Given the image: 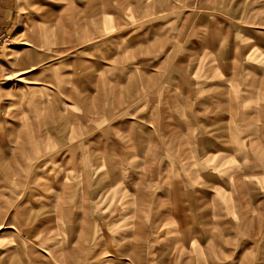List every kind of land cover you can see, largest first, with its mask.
I'll list each match as a JSON object with an SVG mask.
<instances>
[{
	"label": "rangeland",
	"instance_id": "rangeland-1",
	"mask_svg": "<svg viewBox=\"0 0 264 264\" xmlns=\"http://www.w3.org/2000/svg\"><path fill=\"white\" fill-rule=\"evenodd\" d=\"M12 1L0 264H75L66 253L86 225L99 238L81 264H264V0H109L99 12L107 0ZM86 159L93 177L121 169V193L112 185L98 211ZM65 197L73 212L56 214ZM135 218L136 252L114 228Z\"/></svg>",
	"mask_w": 264,
	"mask_h": 264
},
{
	"label": "bare ground",
	"instance_id": "bare-ground-1",
	"mask_svg": "<svg viewBox=\"0 0 264 264\" xmlns=\"http://www.w3.org/2000/svg\"><path fill=\"white\" fill-rule=\"evenodd\" d=\"M158 1V0H157ZM105 2V1H104ZM108 2H109V0L108 1H106L105 2V4H103L102 5V8H104L105 7V9L107 8V7H111V5L110 4H108ZM154 3V2H153ZM158 4V3H157ZM102 8H100V7H98V9H96V10H94L93 8H92V6H91V12H99ZM62 37H63V39H66V36L65 35H62ZM25 44H28L27 43V41H23ZM31 68H33V67H31V66H25L24 68H20V70L21 71H26V70H29V69H31ZM29 82H34V83H36L35 81H29ZM90 121V120H89ZM91 122V121H90ZM32 129V128H31ZM28 131V130H27ZM30 131V130H29ZM32 135H34V134H32ZM76 135V134H75ZM29 136V135H28ZM46 137H44V139H45ZM36 141V140H35ZM53 141V140H52ZM46 142V141H45ZM52 144V143H51ZM100 156H101V154L100 153H98ZM28 157V156H27ZM92 157V156H91ZM90 157V158H91ZM102 158H104L105 157V155H103V156H101ZM79 160H80V158H79ZM100 160H101V158H100ZM88 160L86 159V160H84L83 161V166H81V169L83 170V176H84V182H86V184L89 186V185H92L93 186V188H92V190H91V192H90V197H94V201H100L101 203H103L104 201H108L109 199L107 198V196H106V194H108V193H110L111 191H110V188L112 187V185H113V183H114V180L115 179H109V178H107V181L106 180H104L105 182H101L100 184H101V186H99V188L97 187L98 186V183H97V181L99 180V179H101V178H104V177H107L108 175L106 174V171L107 170H105L104 172H99L98 174L96 173L95 175L96 176H92L93 175V173H95L96 171H97V168H98V166L99 165H96V167H95V169H94V171H91L92 169H90V168H88L87 166H88V162H87ZM91 161V160H90ZM98 161V160H97ZM97 161L95 160V163H97ZM116 162V161H115ZM81 165V164H80ZM101 165H103V164H101ZM67 166H68V164H67ZM102 167V166H101ZM99 171H100V169H99ZM82 173V172H81ZM117 176H120L121 175V169H119L118 170V173L116 174ZM92 176V177H91ZM146 178H147V180L149 181V183L151 182V181H154V179H152V177H151V175L150 176H146ZM113 180V181H112ZM156 181H158V178L157 179H155ZM98 182H100V180L98 181ZM97 183V184H96ZM153 183V182H152ZM115 184H117V187H116V189H114V190H112V192H116V193H121V191H122V185H121V182H117V183H115ZM151 184V183H150ZM68 185H69V187H72L71 186V184L70 183H68ZM97 185V186H96ZM152 185V184H151ZM96 186V187H95ZM65 187V186H64ZM86 188V187H85ZM97 188H98V190H97ZM144 190H141L140 191V193H139V195L137 196L138 198H140V199H142V200H144V201H146V198H147V194H146V192H143ZM71 192H73V190L71 189ZM120 195V194H119ZM118 195V196H119ZM88 196V195H87ZM75 203V198L74 197H71V198H67V197H65V198H63L62 200H61V202L60 203H58V208H57V210H56V214L57 213H59V212H62L63 214H65V213H67V211H68V209H69V212H73V208H74V206H73V204L72 203ZM120 202H121V200H120ZM188 202V201H187ZM94 203V202H93ZM140 204H141V207L142 208H144L145 206L143 205L144 203L141 201L140 202ZM96 205V204H95ZM150 205V204H149ZM63 206V207H62ZM66 206H67V208H66ZM100 205H97V207H99ZM109 209V208H108ZM59 210H61V211H59ZM67 210V211H66ZM98 210H100V209H98ZM87 212H89L88 210H86ZM102 211H104V210H102ZM108 211V210H107ZM138 211V210H137ZM99 214H100V212H98ZM102 214H103V212H102ZM101 214V215H102ZM140 214V213H139ZM101 215H97V216H95V218L96 217H98V218H100L101 217ZM102 218V217H101ZM135 220H136V222H135V224L134 225H132V238H131V241H130V243H132V245H133V251L134 252H136L137 251V249L139 248V246H140V243L142 242V237L144 236L143 234H140V233H143L144 231H143V223L141 222V221H139V219H136L135 218ZM87 221H88V219H87ZM7 224V223H6ZM171 224V223H170ZM118 225V224H117ZM2 226H4L5 227V223H1L0 224V228L2 227ZM7 227H9V228H11V224H7L6 225ZM90 227V226H89ZM119 226H115L114 228L116 229V232H115V234H120L123 238H124V236H125V232H122V228H121V226L118 228ZM68 228V227H67ZM113 228V229H114ZM176 228V227H175ZM179 228V227H178ZM89 229V230H88ZM89 231H90V228H88V225H86L84 228H83V234L82 235H79L76 239H75V247H74V249H71V250H69L67 253H66V257H67V259H68V261H74L73 263H75V264H80L81 263V261L83 260V258H84V255H87L88 253L89 254H91V253H93L92 251H88V249H87V247H86V242H87V244H90L91 246L92 245H95L96 244V241L98 240V234H97V232H95L94 231V233L93 234H91V235H89ZM165 231V230H164ZM110 232H111V230H110ZM123 233V234H122ZM105 234H106V232H105ZM44 235V234H43ZM75 235H77V234H75ZM74 235V236H75ZM113 235V234H112ZM68 236V235H67ZM108 236H109V234H108ZM120 236V237H121ZM107 238V237H106ZM114 239V238H113ZM103 240V239H102ZM39 241V240H38ZM108 241V240H107ZM110 242V241H109ZM103 242H101V244H102ZM114 243V242H113ZM106 245V244H105ZM112 245V244H111ZM130 245V244H129ZM109 246V245H108ZM111 246H109V248H110ZM122 247V246H121ZM112 248V247H111ZM171 248V247H170ZM114 248H112V249H106L105 251H103L104 253H106V255L108 256V255H112V254H114L116 251H114L113 250ZM118 249H120V247L118 248ZM95 250V249H94ZM80 254H82V255H80ZM94 254V253H93ZM93 254H91L90 256H93ZM95 255V254H94ZM76 258L78 259V260H76ZM96 258V257H95Z\"/></svg>",
	"mask_w": 264,
	"mask_h": 264
},
{
	"label": "crops",
	"instance_id": "crops-1",
	"mask_svg": "<svg viewBox=\"0 0 264 264\" xmlns=\"http://www.w3.org/2000/svg\"><path fill=\"white\" fill-rule=\"evenodd\" d=\"M108 1V0H107ZM111 7H107L106 9H105V7L104 8H102V10H107V9H110ZM13 12H14V8H13V1L12 0H0V26H2V25H7L9 22H10V20H11V18H12V16H13ZM32 69V68H31ZM30 70V69H29ZM27 71V70H26ZM105 145H107L106 143H105ZM107 147V146H106ZM110 147V146H109ZM145 159H149V158H145ZM115 162V161H114ZM114 162H111L112 164H114ZM62 166H63V164H62ZM150 166H151V161H150ZM65 168H67V165H65ZM60 171H64V169H62V170H60ZM110 172V171H109ZM150 175H151V172H150ZM112 176H116V173H111V176H107L110 180L111 179H115L114 180V183H113V185L115 184V183H117V182H119V181H117L118 180V178H114V177H112ZM152 176V175H151ZM113 181V180H112ZM131 189V188H130ZM133 190V192H135V189H131V191ZM140 191L141 190H136V192H137V194H139L140 193ZM178 193V192H177ZM179 196H180V199H182L183 198V196H181L180 195V193L178 194ZM180 201V200H179ZM94 202V203H93ZM93 205H94V207H95V211H98V209H100L101 208V206H99V207H97V205H101V202L100 201H94V198H93V201L91 202ZM124 203L127 205L126 206V208L125 209H128L129 208V202H127V201H124ZM96 204V205H95ZM185 204L186 203H184L183 205H181L182 206V208L184 209L185 208ZM63 207V206H62ZM119 207H120V205H119ZM57 208H58V203H57V205H56V207H55V209L57 210ZM66 208H67V206H66ZM68 209V208H67ZM84 209H85V211L86 210H88L89 211V206H85L84 207ZM121 209H122V205H121ZM133 209V208H132ZM142 209H144V208H142L141 206H140V210H142ZM134 210V209H133ZM67 211V210H66ZM93 212H94V210H93ZM109 213V212H108ZM105 214V213H104ZM94 215H96V213L95 214H93V216ZM121 216H122V214H120L119 215V217L121 218ZM105 217H107V218H109V219H111L112 217L110 216V215H105ZM118 217V218H119ZM66 218V217H65ZM77 218V217H76ZM82 218V217H81ZM72 219H75V217L74 218H72ZM108 219V220H109ZM70 222H73V221H70ZM135 222H136V220H134L133 222H132V225H134L135 224ZM150 225H151V227H153V222H152V224L150 223ZM132 228V227H131ZM122 232H125V236H124V239H126V237L127 236H129L128 238H132V230H131V232H130V229H129V231H128V229H125V228H123L122 227ZM123 234V233H122ZM126 241V240H125ZM74 242H75V240H74ZM126 242H130L129 240H127ZM93 246V245H92ZM75 247V246H74ZM122 248V247H121ZM71 249H74V248H71ZM71 249H69V250H71ZM68 250V251H69ZM90 249H88V251H89ZM118 250H120V249H118ZM91 254H93V253H91ZM91 254H89V255H91ZM88 255V254H87ZM87 255H84V258H83V260H82V262L83 261H87ZM108 256H112V255H108ZM76 260H78L77 258H76ZM75 261V260H74ZM74 261H68V263H73ZM81 264V263H80Z\"/></svg>",
	"mask_w": 264,
	"mask_h": 264
}]
</instances>
